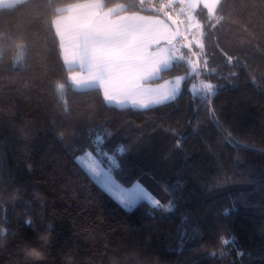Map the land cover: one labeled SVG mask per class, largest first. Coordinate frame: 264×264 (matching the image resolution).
I'll return each instance as SVG.
<instances>
[{
	"label": "trees",
	"instance_id": "trees-1",
	"mask_svg": "<svg viewBox=\"0 0 264 264\" xmlns=\"http://www.w3.org/2000/svg\"><path fill=\"white\" fill-rule=\"evenodd\" d=\"M76 1L0 7V264H21L20 243H37L46 223L45 264H63L68 248L76 264H264V0L198 7L183 59L150 81L184 76L180 93L149 109L109 105L101 90L68 79L52 19ZM160 2L102 5L167 18ZM197 80L223 86L211 106ZM87 149L115 158L116 179L140 183L164 207L124 209L75 161Z\"/></svg>",
	"mask_w": 264,
	"mask_h": 264
},
{
	"label": "snow or ice",
	"instance_id": "snow-or-ice-1",
	"mask_svg": "<svg viewBox=\"0 0 264 264\" xmlns=\"http://www.w3.org/2000/svg\"><path fill=\"white\" fill-rule=\"evenodd\" d=\"M204 4L211 13L216 0H204ZM102 7L100 0H87L85 3L71 5L70 23L55 30L64 63L69 68L80 69L79 72L70 73L69 79L73 86L80 90H101L103 100L109 105L130 104L133 108L149 109L174 101L181 90L180 77H176L172 86L165 89L151 87L149 82L169 67L176 58L175 53L169 52L165 55L150 52L151 44L146 42L134 26L112 20L108 14L103 13ZM65 10L57 9L58 12ZM112 11L109 9V13ZM227 59L232 63L233 57L229 56ZM189 64L193 72H198L196 63L189 60ZM222 87L203 83L200 89L201 99L206 100L208 106H211L213 97ZM62 88L63 85H57L58 90ZM210 114L214 115V110ZM101 139L99 136L96 137L97 142ZM105 186L109 191L112 190L107 181ZM139 199L148 201L156 209L164 207L139 184H134L129 194L120 198V202L126 209L131 210ZM166 210H173V202L169 201ZM236 210L233 203L230 208L224 209L223 214L228 216ZM24 223L33 226L30 217L25 219ZM196 231L198 229L194 227L193 232ZM223 243L234 244L235 237Z\"/></svg>",
	"mask_w": 264,
	"mask_h": 264
},
{
	"label": "rangeland",
	"instance_id": "rangeland-1",
	"mask_svg": "<svg viewBox=\"0 0 264 264\" xmlns=\"http://www.w3.org/2000/svg\"><path fill=\"white\" fill-rule=\"evenodd\" d=\"M85 2H87V0H81V1L73 2V3H71L65 7V9H66L65 11L54 16L52 19V26L54 28V31L56 30L57 27H63L65 24L70 23V18L72 16V13L69 9H70L71 5H75V4H79V3H85ZM100 3H102V0H100ZM121 8H122L121 4H116V5H113L110 7H106L105 9L102 7V11H103V13L108 14L112 20L121 23L119 18L112 16V14L117 13ZM109 9H112L113 11L111 13H109ZM188 16L191 17L190 15H188ZM135 28L140 32V34L143 37H145L147 35L148 31H150L149 29H146V28H142V29H138L137 27H135ZM146 42L151 44L149 46L150 52H155V53H160V54L164 53L165 55H167L169 52H174L176 58H174L172 60L170 65L173 63L174 60H176L177 58L180 57V55H181L180 50L184 46L183 40L176 41L173 39V36L167 42H160V43H156V44H152V41L146 40ZM59 45H60V42H59ZM79 71H80V69L78 67L69 71L68 79H69L70 73L79 72ZM150 86L152 87V85H150ZM198 87H199V84H198ZM128 105L131 106L130 104H128ZM74 159L88 173V175L99 186H101L108 194H110L124 209H126V208L121 204L120 198L122 196H127L129 194V191L132 190V187L134 184H139L140 186H142L140 183H137V182L130 185V186L122 185L116 179V177L112 171V168L116 165L115 162H113V160H111L109 158H107V162L101 161L97 155V151L94 149L83 150V151L75 154ZM93 173H95V174H93ZM106 181L111 185V187H112L111 191H109L108 188L105 186ZM143 188H145V187H143ZM149 193H151V192H149ZM151 195L153 196L152 193H151ZM153 197L156 200L160 201L155 196H153ZM140 201H145L148 203V201H146L144 199H139L137 201V203ZM160 203L162 204L161 201H160Z\"/></svg>",
	"mask_w": 264,
	"mask_h": 264
},
{
	"label": "crops",
	"instance_id": "crops-1",
	"mask_svg": "<svg viewBox=\"0 0 264 264\" xmlns=\"http://www.w3.org/2000/svg\"><path fill=\"white\" fill-rule=\"evenodd\" d=\"M167 2L172 3V4L176 3L177 4L176 7L183 14V18H185L186 21L190 22V24L191 22H193V19H192L193 12L198 7L202 6L209 12L208 8L205 7L204 0H167ZM217 2L218 0H216V4L212 12L216 8ZM120 10L117 13L112 14V16L119 18L121 23L132 25L134 27H137L138 29H142V28L149 29L150 31L147 32V35L144 37V39H146L147 41H152V44H156L160 42H167L170 38H172L173 28L165 17L158 15V14H148V13H142V12H122ZM188 15H190L191 17H189ZM66 67L68 66L66 65ZM75 68L76 67L69 68V69L71 71ZM177 77L181 78V85H182L184 76H177ZM175 78L170 79V80H164L158 83L149 82V84L152 85V87H160L161 89H165V88L172 86ZM112 105L118 106V107L129 106V105L122 106V105H116V104H112Z\"/></svg>",
	"mask_w": 264,
	"mask_h": 264
},
{
	"label": "clouds",
	"instance_id": "clouds-1",
	"mask_svg": "<svg viewBox=\"0 0 264 264\" xmlns=\"http://www.w3.org/2000/svg\"><path fill=\"white\" fill-rule=\"evenodd\" d=\"M22 138H27L30 133L25 128L19 129ZM54 226L46 223L42 230L37 231V243L22 241L19 245L21 264H45L48 260L49 248L53 239ZM6 238L0 237V246L6 243ZM63 264H76L72 248H68L62 254Z\"/></svg>",
	"mask_w": 264,
	"mask_h": 264
},
{
	"label": "built area",
	"instance_id": "built-area-1",
	"mask_svg": "<svg viewBox=\"0 0 264 264\" xmlns=\"http://www.w3.org/2000/svg\"><path fill=\"white\" fill-rule=\"evenodd\" d=\"M156 5L161 8V10L164 11V14L170 18L176 21L180 28V38H182L183 42L190 48L189 44V33L191 24L190 22L186 21L185 18H183V14L174 6V4L169 2H160L156 3ZM197 83L201 87L200 80H197Z\"/></svg>",
	"mask_w": 264,
	"mask_h": 264
},
{
	"label": "water",
	"instance_id": "water-1",
	"mask_svg": "<svg viewBox=\"0 0 264 264\" xmlns=\"http://www.w3.org/2000/svg\"><path fill=\"white\" fill-rule=\"evenodd\" d=\"M21 1H24V0H0V7L12 6L15 3H18ZM166 19L169 21L170 25L173 28V39L178 40L180 37V28H179L178 23L176 21H174L173 19H170L168 17ZM194 73L195 72H193L192 68L190 67V74H194Z\"/></svg>",
	"mask_w": 264,
	"mask_h": 264
}]
</instances>
